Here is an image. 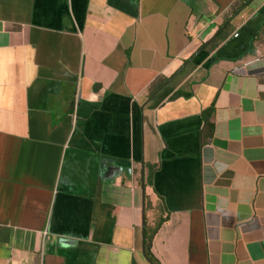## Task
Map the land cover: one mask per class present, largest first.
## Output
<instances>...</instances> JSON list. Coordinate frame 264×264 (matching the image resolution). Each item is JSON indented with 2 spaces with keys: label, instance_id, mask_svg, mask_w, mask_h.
Instances as JSON below:
<instances>
[{
  "label": "crops",
  "instance_id": "0c3cea01",
  "mask_svg": "<svg viewBox=\"0 0 264 264\" xmlns=\"http://www.w3.org/2000/svg\"><path fill=\"white\" fill-rule=\"evenodd\" d=\"M144 195L158 264H264V0H0V264H151Z\"/></svg>",
  "mask_w": 264,
  "mask_h": 264
},
{
  "label": "trees",
  "instance_id": "16d2710c",
  "mask_svg": "<svg viewBox=\"0 0 264 264\" xmlns=\"http://www.w3.org/2000/svg\"><path fill=\"white\" fill-rule=\"evenodd\" d=\"M225 26H222L214 36H212L207 42L202 43V47H213L219 39L222 38V30ZM188 59H185L184 62H187ZM190 62H187L184 65H181L176 69L170 76L166 78L156 77L148 87V94H151L155 89L161 86L165 80L169 79L168 83H174L178 81L184 74L187 72V67ZM148 213V216L146 215ZM167 210L164 206L163 200L161 197L157 196L156 200L151 203L144 195V225H143V248L144 256L148 259L151 264H158L156 259L150 252V242L152 236L158 229L159 225L167 217Z\"/></svg>",
  "mask_w": 264,
  "mask_h": 264
},
{
  "label": "water",
  "instance_id": "95a60500",
  "mask_svg": "<svg viewBox=\"0 0 264 264\" xmlns=\"http://www.w3.org/2000/svg\"><path fill=\"white\" fill-rule=\"evenodd\" d=\"M141 224H142V229H143V215H142V219H141ZM142 249H144L143 248V243H142Z\"/></svg>",
  "mask_w": 264,
  "mask_h": 264
}]
</instances>
